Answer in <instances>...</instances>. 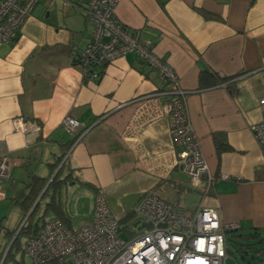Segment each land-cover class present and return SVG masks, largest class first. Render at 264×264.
<instances>
[{"label": "crops", "instance_id": "0c3cea01", "mask_svg": "<svg viewBox=\"0 0 264 264\" xmlns=\"http://www.w3.org/2000/svg\"><path fill=\"white\" fill-rule=\"evenodd\" d=\"M87 1L40 0L14 41L0 46V154L12 163L5 183H15L4 200L31 176L47 177L65 154L66 182L54 198L60 211L47 217L71 229L91 218L99 192L121 225L136 223L134 208L147 193L192 215L202 196L175 167L176 95L167 83L134 53L106 65L98 80L75 64L89 41L78 6ZM115 1L121 26L177 75L209 172L228 177L214 183L206 205L238 232L264 231V154L250 129L264 121V0ZM227 78L237 94L221 82ZM16 118L35 129L19 134ZM65 118L79 123L72 133Z\"/></svg>", "mask_w": 264, "mask_h": 264}, {"label": "built area", "instance_id": "2783aa9c", "mask_svg": "<svg viewBox=\"0 0 264 264\" xmlns=\"http://www.w3.org/2000/svg\"><path fill=\"white\" fill-rule=\"evenodd\" d=\"M39 2L0 0V46L14 41ZM78 6L90 34L87 46L76 54L74 61L90 80H98L104 67L115 59L134 53L176 95L169 110L177 149L175 167L188 176V188L198 191L202 198L194 213L188 215L181 207L147 193L134 208L136 223L129 228L131 236L123 237V226L113 217L104 194L99 192L91 218L77 228L70 229L56 218L47 219L38 235L25 242L24 255L29 259L26 264H222L227 256V233L239 226L223 223L217 211L205 202L214 183L228 177L209 172L188 118L186 92L180 88L177 75L154 53L151 43L139 42L133 32L121 26L115 15V0H88ZM258 103L264 105V98ZM12 124L21 135L35 129L22 118L14 119ZM61 126L72 133L79 123L65 118ZM250 129L264 154V121ZM11 169L10 159L0 154V202L5 199L3 185L10 178ZM137 230L140 232L132 233Z\"/></svg>", "mask_w": 264, "mask_h": 264}, {"label": "trees", "instance_id": "16d2710c", "mask_svg": "<svg viewBox=\"0 0 264 264\" xmlns=\"http://www.w3.org/2000/svg\"><path fill=\"white\" fill-rule=\"evenodd\" d=\"M230 78L223 79L221 82H226L225 85L228 89L230 94L235 95L237 94V89H235V81L230 82ZM201 85L203 82V75L201 74L199 79ZM65 157V154L60 155L53 163H50L51 172L47 177H39V176H31L30 180L26 183H24V186L16 192V196L14 197L13 201L23 212V217L29 212V210L32 208L30 214L28 215L26 221L23 223L21 228L19 229L16 237L12 240L10 247L7 251L6 256L9 254L10 249L13 246H16L22 253V256H24V245L25 242L38 235L40 230L42 229L44 223L46 222L49 217H47V214L51 211H60L59 205L54 202V198L56 195L61 194V184L65 183L66 177H62V172L65 167L66 162L68 161L67 158L63 160ZM59 167V168H58ZM57 170L55 176L50 180L52 174L54 171ZM50 182L48 183V181ZM48 183V184H47ZM47 185V186H46ZM49 197V201L46 202V204L42 205V201ZM37 213L38 217L36 220H32L33 216ZM61 221V218L59 216L54 217ZM66 227L70 228L67 224H65L63 221H61ZM18 229V228H17ZM71 229V228H70ZM253 234L248 235H242L238 232V230L230 231L227 233V243H229L232 247L237 248L240 251H245V248L243 247L242 243L243 241H249L251 239H254L257 236V231H253ZM15 233L14 231H8L6 234L10 236V238ZM23 235L25 236V242L24 245H21L19 241V236ZM226 243V244H227ZM227 255L229 254L228 248L226 247ZM261 253H264V250H257L256 254L260 255ZM24 264V263H22Z\"/></svg>", "mask_w": 264, "mask_h": 264}, {"label": "rangeland", "instance_id": "374dc122", "mask_svg": "<svg viewBox=\"0 0 264 264\" xmlns=\"http://www.w3.org/2000/svg\"><path fill=\"white\" fill-rule=\"evenodd\" d=\"M261 120H264V117H261ZM64 171V170H63ZM63 173V172H62ZM7 182V181H6ZM188 182V181H187ZM18 186V184H16ZM4 190L15 191V183L9 181L3 185ZM189 197V199H191ZM190 206H193L194 201L189 202ZM27 214L23 217L22 210L15 206L14 202L6 199L0 202V264H26L29 263L28 257L25 255L22 256L21 251L13 246L9 254L6 256L7 251L10 247L12 240L18 232L17 228H20V225L23 224L27 219ZM38 217L37 213L33 216V221ZM131 225L132 222H130ZM124 225V226H123ZM123 228L121 234L123 237H130L129 228L131 225L123 224ZM15 233L10 238L6 234L8 231H14ZM140 231H132L133 234H137ZM242 235L253 234L254 232L251 230H243L239 232ZM19 241L21 245H24L25 236L20 235ZM245 251H240L237 248L232 247L229 243L226 244L228 248L229 254L224 258L222 264H264V253L260 255L256 254L257 250H264V231H259L257 236L254 239L249 241L241 242Z\"/></svg>", "mask_w": 264, "mask_h": 264}, {"label": "water", "instance_id": "95a60500", "mask_svg": "<svg viewBox=\"0 0 264 264\" xmlns=\"http://www.w3.org/2000/svg\"><path fill=\"white\" fill-rule=\"evenodd\" d=\"M58 168H59V167H58ZM58 168L54 171V173L52 174L50 180L55 176V174H56ZM50 180H49V182H50ZM49 182H48V183H49ZM31 210H32V208H31V209L29 210V212L27 213V216L30 214ZM21 225H22V224H21ZM15 236H16V235H15Z\"/></svg>", "mask_w": 264, "mask_h": 264}]
</instances>
